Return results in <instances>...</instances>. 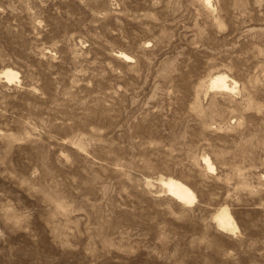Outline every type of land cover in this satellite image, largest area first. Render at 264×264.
Here are the masks:
<instances>
[{
	"label": "rangeland",
	"instance_id": "rangeland-1",
	"mask_svg": "<svg viewBox=\"0 0 264 264\" xmlns=\"http://www.w3.org/2000/svg\"><path fill=\"white\" fill-rule=\"evenodd\" d=\"M0 264H264V0H0Z\"/></svg>",
	"mask_w": 264,
	"mask_h": 264
},
{
	"label": "bare ground",
	"instance_id": "bare-ground-1",
	"mask_svg": "<svg viewBox=\"0 0 264 264\" xmlns=\"http://www.w3.org/2000/svg\"><path fill=\"white\" fill-rule=\"evenodd\" d=\"M206 1L210 3V0ZM3 75L7 83L16 82V80L19 79V74L11 69L4 70ZM228 83V77L225 75H217L211 80L212 87L219 91H234L236 88V83H233V85H229ZM206 162L208 168L213 171L214 167L208 161ZM161 183L167 189L172 198L177 200L179 203L183 205H192L196 202L197 197L194 191L182 182L169 178L161 180ZM215 220L218 224V227L222 230L230 232L237 230V225L228 207L224 206L220 208L215 215Z\"/></svg>",
	"mask_w": 264,
	"mask_h": 264
}]
</instances>
